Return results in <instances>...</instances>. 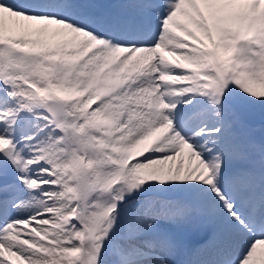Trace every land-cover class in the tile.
<instances>
[{
	"label": "snow or ice",
	"instance_id": "obj_1",
	"mask_svg": "<svg viewBox=\"0 0 264 264\" xmlns=\"http://www.w3.org/2000/svg\"><path fill=\"white\" fill-rule=\"evenodd\" d=\"M0 264H264V0H0Z\"/></svg>",
	"mask_w": 264,
	"mask_h": 264
}]
</instances>
